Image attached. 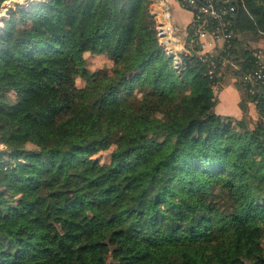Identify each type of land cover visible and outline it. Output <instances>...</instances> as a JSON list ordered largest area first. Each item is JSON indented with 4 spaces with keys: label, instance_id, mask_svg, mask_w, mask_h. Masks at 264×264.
I'll list each match as a JSON object with an SVG mask.
<instances>
[{
    "label": "trees",
    "instance_id": "obj_1",
    "mask_svg": "<svg viewBox=\"0 0 264 264\" xmlns=\"http://www.w3.org/2000/svg\"><path fill=\"white\" fill-rule=\"evenodd\" d=\"M9 15L0 264H264V80L253 94L240 80L264 0H236L233 20L252 127L216 113L195 54L173 67L149 0H36ZM87 55L110 66L90 70Z\"/></svg>",
    "mask_w": 264,
    "mask_h": 264
},
{
    "label": "built area",
    "instance_id": "obj_2",
    "mask_svg": "<svg viewBox=\"0 0 264 264\" xmlns=\"http://www.w3.org/2000/svg\"><path fill=\"white\" fill-rule=\"evenodd\" d=\"M16 0H0V17ZM32 2V0L30 1ZM174 4L191 13L186 29L173 19ZM27 10V5L22 7ZM150 14L155 24L156 37L165 54L172 59L175 69L182 67L183 57L196 55L212 81L213 92L224 78H231L239 65L233 61V20L236 17V0H149ZM0 18V19H1ZM194 48L198 50L194 52ZM255 67L241 73L240 80L253 94L264 80V54L257 50Z\"/></svg>",
    "mask_w": 264,
    "mask_h": 264
},
{
    "label": "crops",
    "instance_id": "obj_3",
    "mask_svg": "<svg viewBox=\"0 0 264 264\" xmlns=\"http://www.w3.org/2000/svg\"><path fill=\"white\" fill-rule=\"evenodd\" d=\"M173 19L174 22L182 29H186L191 21V13L174 4ZM249 43L246 42L251 49H258L264 53V37H250ZM246 40V36H243ZM224 81L220 91L216 94V106L215 111L218 114L231 116L236 119L249 117L254 119L256 116V110L252 103L245 99V94L242 89L238 88L235 80L227 77Z\"/></svg>",
    "mask_w": 264,
    "mask_h": 264
},
{
    "label": "rangeland",
    "instance_id": "obj_4",
    "mask_svg": "<svg viewBox=\"0 0 264 264\" xmlns=\"http://www.w3.org/2000/svg\"><path fill=\"white\" fill-rule=\"evenodd\" d=\"M31 0H16L14 1L9 7H7V11L4 12V14L2 13L4 19L2 20V18L0 19V27H2V30H3V27L5 26V21L9 20L10 18V15H9V9L10 7H14V5L18 4L20 6H24V4L29 5ZM32 1H36V0H32ZM2 31H0L1 33ZM249 40H251L250 36L249 35H246V42L249 43ZM254 50H258V49H254ZM110 66V62H108V60L102 56H91V55H87L86 57V66L90 69V70H93V69H96V68H99V67H102V66H106L107 67ZM224 80H221L220 83H218V87H217V90L214 91V96H216V94L220 91V88L222 87V84ZM78 84L79 85H82L83 84V81L81 80H78ZM216 98V97H215ZM258 118V115H257V112H256V116L249 119V117H247V119L249 120V126L252 127L254 121ZM3 147L2 145L0 144V150H2ZM98 156L99 159H101L102 162H107L109 160V152L107 151H103V152H99L97 154H95V157Z\"/></svg>",
    "mask_w": 264,
    "mask_h": 264
},
{
    "label": "water",
    "instance_id": "obj_5",
    "mask_svg": "<svg viewBox=\"0 0 264 264\" xmlns=\"http://www.w3.org/2000/svg\"><path fill=\"white\" fill-rule=\"evenodd\" d=\"M4 18H2V20H3ZM0 31H2V27H0Z\"/></svg>",
    "mask_w": 264,
    "mask_h": 264
},
{
    "label": "bare ground",
    "instance_id": "obj_6",
    "mask_svg": "<svg viewBox=\"0 0 264 264\" xmlns=\"http://www.w3.org/2000/svg\"><path fill=\"white\" fill-rule=\"evenodd\" d=\"M1 16H3V15H1Z\"/></svg>",
    "mask_w": 264,
    "mask_h": 264
}]
</instances>
